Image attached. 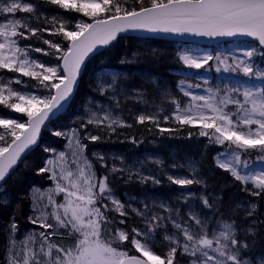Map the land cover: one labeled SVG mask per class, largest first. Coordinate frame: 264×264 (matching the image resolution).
<instances>
[{"label":"snow or ice","instance_id":"6c2138e0","mask_svg":"<svg viewBox=\"0 0 264 264\" xmlns=\"http://www.w3.org/2000/svg\"><path fill=\"white\" fill-rule=\"evenodd\" d=\"M132 4L131 10L124 5ZM150 5L145 7V0H32V2H22V0H0V14H11L13 17L17 11L33 14L36 20L40 16L35 15L40 11L41 4L58 6L59 9L72 10L76 13H83L91 18L92 22L77 20L75 31L67 30L71 27L69 21H61L59 27L53 34H62L64 39L70 40L67 50L59 57L62 61V72L60 66L46 67L44 63L37 60H30L27 48H20L19 38L27 39L24 31L33 36L47 29L33 27L30 20L9 18L0 23V69H7L20 73L23 77L34 78L37 84L32 87H43L51 93L44 98L35 94H24L21 91L10 87L8 83L0 82V105L12 109L17 113L27 116V121L21 123L18 119L0 118V193L5 191L4 182L15 171L19 163H24L25 157L29 155L38 144L42 127H47L46 122L56 117L66 104L71 102L74 95V87L78 82L85 58L96 49L97 45L111 46L119 39L118 34L127 29H147L152 32H194L197 35L205 36H234L237 34L253 37L259 41L260 46H264V0H147ZM139 5L137 10L136 5ZM114 9V11H113ZM110 13L107 18L100 19L101 13ZM58 17L51 19L45 17L44 22L55 27ZM43 43L49 45L56 52H61V45L53 43L47 39ZM35 52L44 51L35 48ZM21 53L23 57L21 58ZM257 53L256 48H249L243 51L242 58L233 56V64H226L225 59H216L223 64L225 70L231 69L235 72L242 71L244 76L264 78V70L255 67L250 62ZM45 55H52L51 52H44ZM184 65L201 69L213 57H193L188 54L179 56ZM121 60V63H124ZM234 65V66H233ZM39 69V71L35 70ZM219 71V68L217 69ZM103 74H101L102 77ZM112 82L106 83L103 79H98V90L101 95H106L107 90H113L115 96V86L117 84V74H111ZM22 81L16 79V83ZM152 83L160 89V85L155 79ZM177 87L184 92L185 96H192L182 85ZM191 87V86H189ZM199 87V85H196ZM230 93L239 94L243 99H233ZM165 95L168 90L165 89ZM219 90L213 92L208 89V95L192 96V101H203L202 104H191L185 109H181L175 98L172 103L176 105L172 117L181 125H193L199 121L202 130L199 135L207 136L210 141L218 145H225L224 153H219L215 157L216 165L229 172L236 181L243 185V191L248 192L252 197L257 198V202H237L232 208L233 214L238 210L245 212V218L253 217L259 208V198L264 197V170L255 174L242 171L247 169L248 162L242 160L241 153L249 150H258L264 153V86L259 88H239L229 89L224 96L219 97ZM143 96V93H138ZM147 103L146 101H143ZM234 105L235 111H226L227 105ZM39 106V107H37ZM119 108V103L116 104ZM103 115L98 112H91L86 121H82L80 128L84 129V139L92 142L99 141L100 136L87 133V125H95L97 128L106 127L109 132H115L117 128H131L120 116H114L111 108L103 109ZM200 111L192 115L194 111ZM211 112L205 115L204 111ZM161 111H163L161 109ZM168 115L163 116L164 121H168ZM138 124L149 122L159 128L160 132H174L176 129L160 128L158 114H141L135 116ZM214 130L211 133L207 130ZM56 137H65L70 143L74 141L73 155L76 158V171H67L61 161H65V153L60 152L55 159L44 160L43 166L38 168L37 174L50 173L49 179L55 182V192L64 193L62 203L57 204L53 198V190H46L48 204H43L44 192L34 188L31 196V211L33 215L28 217V222L39 225L40 228L55 231L33 230L24 235L23 239L17 240L18 224L15 216L19 211L13 212L10 223L5 227L6 248L3 264H176V254L196 257L190 264H264V250H259L258 245L264 237L260 236V229L257 225H264V220H252L245 229H241L245 239L241 241L237 235L235 220L231 222L221 218L217 221L219 231H213L211 238L207 234L208 222L202 219L195 212L189 213V219L199 226V233L190 226L177 223L172 220V225L179 230L183 236V242L178 235H164L163 240L171 246L169 250L160 255L153 250L156 244V230L163 225L159 223L165 217L152 215L147 218V205L145 210L131 208L125 205L114 194L109 187V176L97 178L92 163L84 155L87 145L82 142L80 131L73 128L71 133L67 131H54ZM191 135V133H189ZM6 136L11 137V142H6ZM133 143L137 141L132 138ZM6 145V146H5ZM43 151H50L44 148ZM54 151V150H53ZM100 161L105 157L94 152ZM264 160V156L258 157ZM83 160V166L79 163ZM160 163V161H156ZM60 174L57 176V166ZM238 166H241L238 168ZM175 167V165H173ZM183 167V166H181ZM191 171V178L167 176L168 181L181 187L188 185H202L208 187L207 178H197L200 170L193 161L188 162ZM111 173L122 172L115 166ZM139 176V173H137ZM129 174V179H131ZM141 183L151 180L153 184H160L161 181L155 176H140ZM249 183L252 185L248 187ZM39 193V196L35 195ZM27 198V197H25ZM210 198L212 202L210 203ZM185 200L188 197H184ZM204 207L213 209L221 196L210 197L201 195L199 197ZM110 201L109 204L103 201ZM10 199L0 197V204L7 206ZM52 205L49 213L45 209ZM247 205V206H245ZM164 207L163 204L160 205ZM136 215L145 218L146 230L136 227L131 228V232L116 228L113 232L112 225L114 218H110L108 213L115 212L121 217L128 216V209ZM62 210V211H61ZM169 209H166L168 211ZM223 215V214H221ZM171 219V217H168ZM124 224L125 220H119ZM186 223V222H185ZM50 236H64L70 238L72 243L64 246L63 243H54L49 240ZM248 237H252L248 240ZM39 239V247H35ZM136 252L140 255H130L129 251L121 250L123 242L128 241ZM143 240V242H142ZM213 253V254H210Z\"/></svg>","mask_w":264,"mask_h":264},{"label":"trees","instance_id":"16d2710c","mask_svg":"<svg viewBox=\"0 0 264 264\" xmlns=\"http://www.w3.org/2000/svg\"><path fill=\"white\" fill-rule=\"evenodd\" d=\"M22 1L32 2V0ZM144 6H150L147 0H145ZM124 7L131 10L132 4L129 3ZM136 7L138 10L139 5L137 4ZM109 14L107 12L101 13L99 18H107ZM35 15L40 16V20H36L33 14L19 11L15 13V19L30 20L33 27L47 29V31L40 32L37 36L27 33L25 29H19V31L26 33L27 39L19 38L18 45L20 48H27L30 59L44 63L46 67H55L60 64L59 57L67 50L70 41L64 39L62 34H53L61 21L71 23L72 26L67 29L70 31H75L74 25L77 20L82 19L87 23L92 22L91 18L84 16L83 13L59 9L58 6L50 4H41L40 11ZM53 16L58 17L55 27L44 22L45 17L51 19ZM45 39L60 44L61 52H56L55 49H51L49 45L44 44L43 40ZM180 45H196L201 48H208L214 59L217 56L216 51L226 44L220 43L213 46L188 42L177 44L155 38L143 39L133 36H120L111 46L101 50L85 62L71 102L62 114L47 124V127L42 128L38 144L25 157V161L30 166L25 167L24 163H19L15 171L4 182L5 191L0 193V197L9 198L10 203L7 206L0 204V264H3L5 257L4 229L10 223L13 212L17 210V205H20V208L15 216V221L18 224L17 235L20 236L23 231L32 226L28 222L31 213L30 189L32 187L44 188L50 185L49 173L37 174V172L38 168L43 166L44 160L51 155L52 150H60L64 145V137H56L52 133L75 127L81 135L80 124L82 120H80V117L82 118L87 107L95 105V103L111 108L115 113L120 114L121 118L128 124L133 125L131 128H117L115 132H109L106 127H96L95 130H92L93 134L101 137L96 142L84 139L81 136L82 142L87 145L84 154L92 163L97 178L108 175L110 178L109 187L113 189L115 196L126 206L138 204L135 199H139L146 204L150 200H159L178 207L182 215L185 216L183 208L192 202L196 214L207 220L208 227L206 230L208 233L214 231L217 221L221 218L229 222L235 220L237 235L241 241L245 239L241 229L249 226L252 220H264L263 197L259 198L258 212L253 217L245 218V212L242 209L238 210L236 214L232 212V208L237 202H257V198L243 191L241 182L236 181L229 172L216 165L214 158L219 153L226 151L227 142L225 145H218L214 141H210L207 136L199 135L202 130L201 125H181L173 118L165 122L159 120L160 128L176 129L174 132L163 133L152 123L138 124L135 121V116L141 114V112L153 114L159 108L169 109L170 105H175L171 102L173 98L179 102L180 106L188 104V98L186 99L180 93V87H177V85L180 84V81L189 83L195 80L187 73L185 65L179 59L178 48ZM249 45L255 46L253 43ZM35 48H41L44 51L35 52ZM44 52L53 54L45 55ZM121 60L125 62L121 63ZM211 62H208L204 67L206 68ZM257 63L260 64L258 68L264 70V49H260L256 66ZM113 73L117 74L114 98L111 89L107 90L106 95H101L98 90V79L102 78L104 82L111 83V74ZM101 74H103L102 77ZM16 79H20L22 82L17 84ZM154 79L161 86L160 89H157L152 83ZM260 79L264 82V78ZM9 80L12 81L10 87L18 91L35 94L40 98L51 94L48 89L43 87H32L31 85L37 84L34 78L23 77L20 73L0 69V82L8 83ZM165 89L168 90L167 95L163 94ZM138 93H143L142 99L138 96ZM117 103H119V108L116 107ZM0 118L18 119L21 123L27 120L25 114L17 113L4 105H0ZM2 131L3 129L0 128V132ZM207 131L211 133L214 130ZM132 138L137 143H133ZM6 142H11L10 136H6ZM44 148H48L50 151L45 152L43 151ZM94 152L103 155L105 159L100 161L93 156ZM109 153H114L127 162L135 161L138 163L141 159L146 161L145 165L151 171L149 175L155 176L161 183L153 184L151 180L141 183L139 178L131 176L132 178L129 179V176L123 175V172L121 174L119 172L111 173L109 165L113 161L120 163L121 160L108 158ZM145 155H152L160 159V163L147 162L144 158ZM260 156H264V153H260L258 150L241 153L242 160H246L248 166L259 161L264 162V160L258 159ZM189 161L196 163L200 170V178H207L208 187L201 186L203 188L201 195L222 197L213 209L205 208L199 197L179 194L182 188L168 181V175L163 172V170L168 171L170 169L168 168L169 164L175 165L182 171L180 165H187ZM121 163L123 164V162ZM191 186L196 187L195 184ZM182 197H188L187 202L182 201ZM103 203H107L111 207L110 201L105 200ZM108 215L115 220L112 225L113 232L116 228L124 229L130 233L133 227L140 230L147 227L144 224L145 219L136 215L130 208L127 217H121L115 212H109ZM121 219L125 220L124 224L119 223ZM257 227L260 229V236L264 237V225H257ZM251 239L252 237H248V240ZM123 245V249L130 253L135 252L130 239L123 242ZM258 249L264 250V240H261ZM157 253L162 255L160 250H157ZM189 260L190 257L187 258L186 255L182 256L177 252L176 263L185 264Z\"/></svg>","mask_w":264,"mask_h":264},{"label":"rangeland","instance_id":"374dc122","mask_svg":"<svg viewBox=\"0 0 264 264\" xmlns=\"http://www.w3.org/2000/svg\"><path fill=\"white\" fill-rule=\"evenodd\" d=\"M97 2H99V1L97 0ZM9 18H14V17L11 14H0V23L5 22V20L9 19ZM0 42H3L2 38H0ZM222 43H225L226 45H223L220 50L216 51L217 52L216 57H219L221 60H223V59H225V57H227V60L225 61L226 64L232 65L233 64V61H232L233 56H237V57L242 58L243 51H246L249 48L254 47L257 49V53L254 57L251 58L250 62L253 63L254 66H256V61H257L258 55L260 54V49H262L260 45H258L257 43L249 42V41H231V42L229 41V42H222ZM250 43L251 44L253 43L255 46L249 45ZM182 54H188V55L193 56V57H204L207 55L211 56L212 53L209 51L208 48H201V47H198L196 45H180L178 48V56H180ZM22 57H23V53H21V58ZM216 57L213 60L208 61V62H211V61L212 62H211V64L209 63V65L206 68L202 67L201 69H195V68H191V67H188L185 65V69H186L187 73L189 75H191V77H194L195 81L189 82V83H183L182 87L186 91L190 92L192 94V96L208 95V89H212L213 92H216L217 90H219V95L217 97V99H219V97L224 96L225 92H227L229 89L239 88L242 92L244 88L262 87V82L260 81V78H257L255 76L246 77V76H244L243 72L239 71V70H237L235 72L231 71V69L225 70L224 65L220 64L219 61L216 59ZM30 60H32V59H30ZM254 61H255V63H254ZM258 66H260V64L257 63L256 67H258ZM218 68H219V71L217 70ZM35 70L39 71V69H35ZM196 85H199V87H196ZM189 86H191V87H189ZM14 90H16V89H14ZM22 93L28 94L25 92H22ZM180 93L183 96H185L184 92H182L181 90H180ZM230 95L232 96L233 99H241V100L243 99V97L239 94L230 93ZM192 96H185L186 99L188 98V104L186 106H180L181 109H185V108L189 107L191 104L200 105L203 103V101H194L193 102ZM98 106H102L103 109H109V107H107V106L95 103V105H92V106L86 108L85 112L82 115V118L80 117V120L86 121L88 116L91 114V112H94V111L98 112L100 115H103V111L100 108H98ZM161 109L163 111H161ZM175 109H176V105H170L169 109L159 108V109H156L153 112V114H158L159 120L162 122H165L163 120V116L168 115L171 119L172 113L175 111ZM199 111L200 110L197 109L196 111H194L192 113V115H196ZM226 111L234 112L235 106L231 105V104L227 105ZM112 114L114 116H120V114L115 113L113 110H112ZM204 114L210 116L211 112L205 110ZM173 120H174V118H173ZM194 125H201V123L199 121H197V123H195ZM73 128H75V127H69L67 129H65L64 131L71 133V130ZM95 128H96L95 125H87V133L90 135H94L92 130H95ZM75 129H77V128H75ZM84 134H85L84 129H82L81 136L84 137ZM74 147H75L74 141L72 143H70L69 140L64 137V145H63L62 149H60V150L55 149L54 151L52 150L51 155L47 159H49V158L55 159L54 153L56 156H58V154L60 152H64L66 163L64 161H61L60 163L64 164V167L67 171H72L75 173L77 164H76V162H74L76 160V158L73 155ZM96 153H98V152H96ZM222 153H224V152H222ZM94 157H96V156H94ZM216 157H217V155H216ZM108 158L114 159V160H121V162H123V164H122L121 162L118 163V162L113 161V163H111L109 165L110 170L115 166L118 169H124V171H122V172H123V175H126V176H129V174H131V176L135 177V178H139L140 176H151V175H149L151 173V171L145 165L146 161H144L142 159L138 163L135 161L134 162H127L126 160L117 156L114 153H109ZM144 158L147 160V162L156 163V161H160V159L153 157L152 155H145ZM79 163L81 164V166H83V160H80ZM215 163H216V161H215ZM156 164H158V163H156ZM180 166H183L182 171L179 170L177 167H173L171 164L168 165V168H170L168 171H165L163 169L162 170L168 176L172 175V176L177 177V178H180V177L191 178V171H190V168L188 167V164L187 165H180ZM238 168H239V166H238ZM261 170H264V162H262V163L257 162L255 164H253L252 166L247 167V169L242 171V174H246L249 172L252 174H255L257 172H260ZM56 171H57V176H59V174H60L59 165L57 166ZM122 172H119V173L121 174ZM137 173H139V176L137 175ZM197 178H200V177L198 176ZM177 186L182 188L181 191L179 192V194H182L184 196H189V197H200V195L203 191V188H201L202 185H197V184H195V186H196L195 188H193L191 185L184 186V187H181L179 185H177ZM248 187L251 188L252 185L249 183ZM34 188L35 187H32L29 191L30 199H31V196L34 194L33 193ZM37 189H40V191L45 193L44 198H43V204H48V200H47L48 193L46 191L48 189L53 190V193H52L53 198L57 204L63 202L64 193H56L55 192V182L53 180H51L49 186H46L44 188H37ZM35 195L39 196V193H35ZM182 201L187 202V200H185L184 197H182ZM135 202H137L138 204L131 205V208L145 210V205H147V208H148L147 218L148 219H150L152 215L165 217L164 220L159 222L163 226L158 228L156 230V233H155L156 244L153 245L154 246L153 250L156 252V254H158L157 250H160L162 252V254L166 253L169 250V247L171 245L168 242L163 240V237L166 234L167 235H174V234L178 235V236H180L181 242H183V236L180 234L179 230H177L173 227L172 220H175L177 223H182L185 226H190L193 230H195L197 233H199V226L195 225V222L189 219V213L190 212L196 213V211H195L196 209L192 205V202H190V204L188 206L183 208V213L185 214V216L182 215V213L178 209V207L171 205L170 203H167V202L164 203L163 201H159V200H157V201L156 200H150L149 203L146 204L145 202H143L139 199H135ZM263 203H264V197H263ZM31 204H32V200H31ZM161 204H163L164 207H161L160 206ZM166 209H169V210L166 211ZM45 210L50 213L52 211V205H49L48 208ZM30 215H33L32 211H31ZM168 217H171V219H168ZM144 224H146V222ZM31 225L32 226L27 228L25 231H23L20 236L17 235V240L23 239L25 234H27L28 232L33 231V230H35L37 233L39 231H48V232L55 231L54 229H48V230L42 229V228H40L39 225H33V224H31ZM143 230H146V227L143 228ZM214 231H219L218 225H216ZM207 234H208L209 238H211L213 231L210 233L207 232ZM49 240H51L54 243H58V244L63 243L64 246H67L69 243H72V240L70 238H66L64 236H50ZM142 242H143V240H142ZM35 247H37V248L39 247V239H37V243H36ZM133 249L135 250L134 247H133ZM121 250H125V249L122 248ZM179 253L180 252L178 251V254ZM210 254H213V253L210 252ZM188 256L189 255H186L187 258H188ZM194 258L199 259V254H197L196 257H192V259H194ZM191 260L185 264H190ZM176 264H179V263H176Z\"/></svg>","mask_w":264,"mask_h":264},{"label":"water","instance_id":"95a60500","mask_svg":"<svg viewBox=\"0 0 264 264\" xmlns=\"http://www.w3.org/2000/svg\"><path fill=\"white\" fill-rule=\"evenodd\" d=\"M118 36L119 37L120 36H134V37H138V38H155V39H160V40L172 41V42H176V43L191 42V43H195L198 45H208V46L216 45V44L222 43V42H229V41L230 42L231 41H249V42L257 43L259 45V41L257 39H255L253 37L245 36V35H240V34H237L234 36H205V35H197L194 32H163V31L152 32V31H149L147 29H127L125 32L119 33ZM70 43H71V41H69L68 45ZM106 47H108V46L97 45L96 49H94L93 52L90 53L85 58V61L82 65L80 75L82 74L85 62L89 58H91L93 55L97 54L99 51L105 49ZM261 48H264V46H261ZM60 70L62 72V61L61 60H60ZM80 75L78 76V79H79ZM76 86H77V84L74 87V92H75ZM67 105L68 104H66L64 106V108L59 113H57L56 117L64 112ZM56 117H54L53 119H55ZM51 121L46 122V124H49ZM42 128H44V127H42Z\"/></svg>","mask_w":264,"mask_h":264}]
</instances>
